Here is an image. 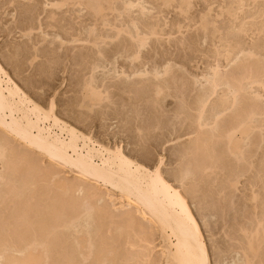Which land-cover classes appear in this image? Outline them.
<instances>
[{"label":"rangeland","instance_id":"1","mask_svg":"<svg viewBox=\"0 0 264 264\" xmlns=\"http://www.w3.org/2000/svg\"><path fill=\"white\" fill-rule=\"evenodd\" d=\"M0 1V64L14 82L44 108L53 100V111L62 121L77 130L86 131L84 133L99 139L103 144L120 145L125 154L138 158L150 168L162 156L163 174L179 188L181 171L176 143L187 142L188 135L175 139L174 134L196 127L195 113L189 112V119L185 121L174 115L180 108V92L183 90L185 95L191 92L189 95L192 98L189 96L188 101L193 103L194 97L207 87L203 76L210 77L208 75L212 72L209 67L216 65V61L220 64L221 78H228L235 72L240 75L242 72L243 75L252 67L251 70L261 75L264 81V0H97L105 7H101L104 10H97V14L90 6L93 0H78V3L77 0H67V4L59 8L53 6L58 0H14L12 5L5 6L2 1L6 0ZM129 2L134 3V6L131 10L124 9ZM8 28H11V33L7 32ZM119 28L123 30L120 33ZM136 30L140 32L139 36H146V43L141 48L137 47V40L128 34L131 31L135 35ZM96 34H99L98 38ZM74 38L81 40L73 41ZM134 49L139 50L136 52L138 59L133 58L136 55ZM249 52L253 55L247 56ZM164 67H167L165 72ZM140 71L144 74L139 75ZM231 76L228 79L231 80ZM85 82H92L95 90L107 95V99L91 107L84 95ZM158 85L163 90L157 97L155 91ZM244 85L246 90L242 91L247 93L243 92L245 97L241 93V99L255 97L259 92L261 98L255 100L258 104L262 102V107H259L264 110V89H259L260 86L256 84L251 85L253 89L249 88L250 85ZM226 91L223 85L218 88L217 94L222 95ZM261 118L263 122L260 124L264 127V114ZM150 125H157V128L151 130L153 126ZM137 126L143 130L139 132ZM253 132L251 139L254 141L250 140L253 144L249 142L244 154V158L252 153L256 155L249 157L252 159L250 167L247 163L249 158L234 160L231 154H226L225 146L219 143L218 146L225 148V154L221 153L222 168L217 170L218 173L208 172L209 175L206 173L201 177L190 175V180L196 177L200 182L195 181L198 192L194 195L190 191L187 197L202 229L210 264H244L240 247L245 238L240 229L254 228L257 223H264V142L260 141L257 128ZM205 134L207 140L213 137L210 132V137H207V132ZM169 137L171 140L165 142V138ZM218 148L223 152L221 147ZM36 156L39 158V155ZM7 161L6 158H0V176L13 181L9 183L16 185L13 191H17L18 195L21 180L25 176L24 168H9L5 164ZM42 162L47 164L45 158H42ZM63 171L64 177H73L68 169L64 168ZM234 179L238 182H232ZM2 180L0 178V193L9 187L7 180ZM31 187L37 189L34 192L38 194L36 198L27 193L22 197L20 194L18 198L13 195L14 199L9 200L8 195L12 196L13 192L6 199L0 197V253L8 249L3 253L4 257L9 254L19 256V253L12 251L15 244L10 243L8 247L4 242L17 239L16 234L22 226L17 229L20 223L17 226L15 223L21 211L27 209L30 212L27 219L34 224L53 217L49 213L50 209H46L52 192L49 196L44 188ZM101 189L105 190L103 187ZM254 194L257 200L252 198ZM74 195L81 197L78 192ZM21 198L29 199L21 205ZM14 200L17 203L15 205ZM32 200L35 205L39 202L38 208L31 204ZM82 214L75 219L73 226L56 229L52 253L46 258L48 261L45 259V264L63 263L61 257L64 252L75 254L77 264H90L93 261L94 256L88 258L87 262L82 261L87 244L84 238L90 236L89 240L94 244L92 249L96 250V239L92 236L97 232L98 224L94 223L92 217ZM23 228L20 229L22 233L26 231ZM8 235L13 237L9 238ZM80 237L84 239L81 242L83 246H78L76 242ZM158 242L155 241L156 250L159 249ZM4 257H0V264L5 262Z\"/></svg>","mask_w":264,"mask_h":264},{"label":"bare ground","instance_id":"2","mask_svg":"<svg viewBox=\"0 0 264 264\" xmlns=\"http://www.w3.org/2000/svg\"><path fill=\"white\" fill-rule=\"evenodd\" d=\"M58 1L53 3L56 8L67 4V0ZM94 1L96 2L94 3ZM98 1L100 2V0ZM2 2L3 6H5L4 4L12 5L14 0ZM78 2L80 1L77 0ZM91 3L90 6L92 8L89 7L94 12L104 7L97 0H93ZM132 6H134V3L129 2L124 9L129 8L131 10ZM7 30V32H10L11 28ZM118 30L119 33L123 31L120 28ZM129 32L128 34L137 40L136 45L139 44L137 47L141 48V46L145 45L146 36H139L140 32L138 33L137 30L135 35H132L131 31ZM97 35L99 34H96V38L99 37ZM78 40L81 39H73V41ZM86 42H89V40ZM138 51L134 49V54L138 53ZM249 55L252 56L253 53L249 52L247 56ZM138 56L136 54L133 58L138 59ZM33 58L35 57L33 56ZM214 66L209 67L211 68L210 73L212 72L208 75L210 77H206L207 75L203 76L207 82V87L194 97L193 103L188 101L190 97L192 98L189 95L191 92L189 94L186 92L185 95L183 90H180L181 92L178 96L180 108L177 114L174 115L179 120L185 121L189 119V112L195 113L194 121L196 123L194 129L191 127L192 129H186L182 133H170L171 135L174 134L175 139H179L182 135H188L187 142L179 145L176 143L178 148H176L178 153L176 156L179 157L178 162L181 171L179 179L181 188H179L174 186L167 176L165 177L163 174L161 170L162 156L150 168V165L148 167V165L139 161L138 158L128 153L125 154L126 152L120 145L110 146L103 144L102 141L99 142V139L97 140L95 137L93 139V136L86 134V131L84 133L77 130L76 127L62 121L60 117H57L58 115L56 116L53 111V100L49 103L50 105L48 104V107L44 108L42 104L40 105L37 101L31 99L27 92L14 82V79L0 64V158L8 160L5 164L9 168L14 170L24 168L25 173L23 180H21V186L20 188L18 187V195L17 191L15 193L13 191L16 185L13 186L12 183H9L12 180L6 179V176H0L1 180H7L9 185L4 193H0V197H5L6 199L9 196L8 199L11 200V198L14 199L13 195L18 198L20 194L22 197L24 194L30 193L33 198H36L38 194L36 192L37 195H35L34 192L37 189H33L31 186L44 188L49 196L51 192L53 194L48 197L50 200L48 203L50 204L46 207V209H50H48L49 213L51 212L50 214L53 215L49 220L45 218L46 220L44 219L42 222L34 224L27 219V217L29 218L28 213H30L26 211L27 209L24 212L18 210V213L20 212L21 214L18 216L19 219L16 218L18 219L17 221L15 219V226L19 222L20 224L16 228L18 229L22 226L26 231L22 233V230L20 231L22 228H20L18 230L19 233L16 234L18 235L17 239L15 238L16 240L14 238V240H4V243L8 244L5 246L9 247L10 243L15 244L16 246L12 245L15 246L12 251L19 253V256L9 254L4 257L3 253L8 250L4 249V252L0 253V257H4V263L45 264L49 253H52L51 245L54 233L55 235L57 234L55 232L58 230L57 228L73 226L75 219L83 213L82 215L95 219L94 223L97 222L98 224L96 226L98 230L92 236V238L95 237L96 239L94 240L97 243L96 250L93 251L92 249L94 244L90 241L91 239L89 240L90 236H88L89 238H84L85 241L83 237L76 239L78 246H83L84 243H87L84 247V249L86 248V254L82 253L83 256L81 255L83 262H87L88 258L94 256L95 260L89 261L90 264H210L208 251L204 243L205 239H203L201 232L202 229L188 202V192L191 191L195 195L199 190L195 183L198 179L196 180V177H194L195 179L192 177V180H190V175L201 177V175H206V173L208 175L209 173L214 174V172L216 173L217 170L219 171L222 168L220 167L223 160V158L221 160V157L225 152L223 151L224 147L218 146L219 143L225 146L226 150L225 148L224 150L228 152L226 153L227 155L231 154L230 157L233 156L234 160L242 161L241 159L245 157L247 152L245 150L246 146L252 143L250 140H253L251 136L254 133V129L257 128L260 131V141L264 142V127L263 124H260L262 121L260 117L264 114V110L259 107L262 102L260 104L256 102L258 98H261L260 93H256V96H253L254 98L250 97V94L249 99H241L240 97L241 93L245 92L242 90H246L244 84L250 85L249 88L251 89H253L251 86L253 84L260 86L259 89H264L263 78H261V75L254 73L251 70L252 67L248 70H246V67V72L243 75L240 70L241 75L239 72L237 74L235 72L232 76L229 75L228 78L231 76V80L224 77L221 78L218 61H216ZM163 69H165L163 72L167 71V67ZM155 72L156 74L159 73L157 70ZM138 74L140 75L141 71ZM85 83L84 95L89 101L88 103H91V107L95 104H101L104 99H107V95L95 90L92 82ZM223 85L226 86L227 93L224 92V94L218 95L217 90ZM251 89L248 90L252 91ZM162 90L161 86L158 85L155 91L158 93V95L156 94L157 97L162 93ZM215 94L216 96H213ZM245 94L243 95L244 97ZM85 104L87 105V102ZM239 111L240 113H236ZM157 125H150L153 126L150 129L155 130ZM136 128L139 132L143 130L140 126ZM204 128H208L210 131L206 129L204 132ZM148 129L146 131H149ZM206 132L207 137L212 135L213 139L209 138L211 140H207L205 137ZM208 132L212 134L209 136ZM170 140L171 137L165 138V142ZM218 147H221L223 152ZM36 154L39 155V158ZM253 155L252 157L256 156ZM40 156L45 158L47 164H42ZM234 157L237 158L235 159ZM246 158L243 160H247ZM250 159H248V162L245 161L249 164V167L252 162V159ZM64 168L72 173V178L68 179L63 176ZM235 179L232 182L237 183L238 180ZM7 184L5 185L8 186ZM39 184L42 186L40 185V187ZM101 187L105 188V190L103 191ZM29 189H32V191ZM11 192H13V197L8 195ZM76 192L81 193V197H75L74 193ZM204 195L206 196V194ZM252 198L256 199L255 194ZM28 199H22L20 204L22 205ZM33 200L31 204H34ZM14 202L15 200L13 201L14 205L17 204ZM9 203L12 205L11 202ZM26 203L28 204V202ZM37 203L39 204L38 201ZM38 204L34 205L38 208ZM24 205L26 206V204ZM44 205L46 206V204ZM261 223H257L254 228H249L250 230L248 228L240 229L245 238V240H242L244 244H240L244 256L242 259L244 264H264V223ZM16 228L14 229L17 230ZM23 234L25 235L23 236ZM157 240L159 241L158 250H156L157 243H155ZM82 241H84L83 244L81 243ZM64 253L63 257H61L63 263H59V261V264H77L76 259H74L75 254Z\"/></svg>","mask_w":264,"mask_h":264}]
</instances>
